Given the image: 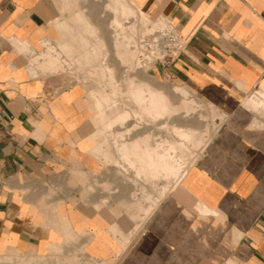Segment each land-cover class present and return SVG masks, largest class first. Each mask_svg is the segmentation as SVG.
I'll return each instance as SVG.
<instances>
[{
	"label": "crops",
	"instance_id": "1",
	"mask_svg": "<svg viewBox=\"0 0 264 264\" xmlns=\"http://www.w3.org/2000/svg\"><path fill=\"white\" fill-rule=\"evenodd\" d=\"M128 1L151 18H170L185 41L152 73L213 104L225 123L145 217L148 204L126 221L122 206L109 209L95 196L84 208L67 199L46 209L44 183H76L87 173L89 184L106 167L108 130L94 113L96 129L82 114L86 85L37 68L48 70L49 50L58 60L45 49L70 43L71 20L97 23L87 1L76 11L73 0H0V255L79 238L109 264H264V0ZM91 90L90 111L100 104ZM258 93L253 108L247 101ZM37 252L30 256L45 255Z\"/></svg>",
	"mask_w": 264,
	"mask_h": 264
},
{
	"label": "rangeland",
	"instance_id": "2",
	"mask_svg": "<svg viewBox=\"0 0 264 264\" xmlns=\"http://www.w3.org/2000/svg\"><path fill=\"white\" fill-rule=\"evenodd\" d=\"M73 1L74 6H79L76 11L80 9L79 2L87 1V16L93 19L97 25L89 20L87 22L84 16L78 15L77 20L83 25L71 20L74 21V26L67 29L68 36L72 38L70 43L63 41L58 43V46L48 43L45 51L54 49L55 58L63 62V67L59 70L70 74L78 84L86 85L83 88L84 96L81 101V108L83 109L82 114L90 118L93 128H97L94 120L91 119L94 114L97 116L99 125L105 126L106 122L116 118L115 111L120 114L125 110H134L133 101L115 91L117 87L124 88L128 78L137 80V83L139 81L150 82L157 88L165 89L170 94L172 103L179 104L180 97L175 93L176 86L174 85H182L181 83L153 74L151 71L152 66L138 68L137 56L134 63L129 60L131 53H135L132 49L133 41H135L138 34H146L153 26H157L159 21L157 18L147 16L143 11L131 5L128 0ZM66 25H63L64 29L67 28ZM100 28L103 38L100 35ZM119 54L120 61L117 60ZM36 56L29 59L31 73H34L35 68L30 66V62ZM37 68L42 72H54L45 70L41 66ZM110 68L115 70L117 77L116 82L112 84L113 86L108 83V69ZM90 90L94 103H96V96L100 97L98 109L94 106L91 111L92 98L89 93ZM189 95L190 98L196 100L193 110L189 113L185 114L180 111L178 115H166L163 116L164 118L160 117V119L149 117L147 114H143L141 117L132 115L127 126H114L113 129L104 131L102 147L107 151V154L105 155L106 160L102 158L106 166L102 173V179L98 178L100 173L91 174L89 184H87L86 173L76 183L69 182L66 179H61L54 184L44 183L41 191L44 207L52 210L57 204L64 205L67 199H71L76 206L84 208L87 207V197L95 196L98 199H103V204L108 205L109 209H111L110 205L112 204L122 206L123 215L127 218L126 221L133 219V210L144 212V205L148 204L145 217L155 203L176 185L177 178L170 179L168 184L161 174L162 172H158L157 175L151 177H146L140 173L137 175L135 168H138L139 161L135 159L136 156H131V153L123 154L119 143H116L115 134L117 130L125 134L128 127L134 125L136 128L131 130L132 132L125 137L128 143L139 139L152 138L150 140L153 144L160 145V150L167 149V141L173 143L176 150L172 149L170 151L172 153L170 158H173L171 162L175 165L179 163L177 166H181V174H185L188 167L198 158L207 142L225 123L224 113L214 107L213 104L197 95L193 94L196 98L191 96L190 93ZM260 96L261 94L258 93L248 100V105L254 108L253 102L259 101ZM197 98L203 100V102ZM100 112L102 113L101 119L98 117ZM215 117L218 119H215ZM175 125L195 132V141L188 142L183 138H179L173 131ZM101 139V135L95 138L97 143ZM125 157L128 159L132 157V159H135V161L133 159V162H138L134 163L132 167ZM129 198L133 199L131 204ZM117 229L119 230V228ZM135 229L120 228V231L132 234ZM69 241L70 243L63 242L51 251L46 247L41 249L40 252L28 249L20 253L9 252L6 255H0V263L8 259L7 261L11 264H109L106 260L92 256L83 246L79 245L82 244L79 238L70 239ZM36 252L45 255L30 256V254Z\"/></svg>",
	"mask_w": 264,
	"mask_h": 264
},
{
	"label": "bare ground",
	"instance_id": "3",
	"mask_svg": "<svg viewBox=\"0 0 264 264\" xmlns=\"http://www.w3.org/2000/svg\"><path fill=\"white\" fill-rule=\"evenodd\" d=\"M155 27L156 26H153L150 30L154 29ZM52 55H53L52 51L49 50V52H47L44 56H42V58H44V61H46L44 63L45 64L47 63L48 70L57 71L63 67V62L60 60H57L55 62L54 60L51 61ZM117 60L120 61V54H119V57L117 56ZM129 60L131 63H134L136 60V54L131 53ZM37 63L34 62V64H37ZM138 68H141V67L138 65ZM108 70H109L108 71L109 73L108 83L109 85H112L114 82H116V78H117L116 73H115V70L112 68ZM136 81L132 78H128L126 85H124L125 86L124 88L122 89L118 87L115 88L116 93L119 92L121 96L127 97L133 101L132 103L134 104V110L133 111L125 110L121 112L120 114H118V112L115 111L117 114L116 118L106 122L104 124L105 125L104 129L110 130V129H113L114 126L125 127L129 124L128 120L130 119V116L132 115L141 117L143 114L145 115L147 114L149 117H155V118L160 119V117L164 118L166 115H173V116L178 115L180 111H183L185 114L189 113L191 110H193V107L195 106L196 100L194 98H190L189 92L183 88H175V93L180 97V102L179 104L176 105L172 103L170 94L165 89L156 88L145 81H139L138 83ZM105 113L107 112L105 111ZM101 116H102V113L100 112L98 117L100 118ZM216 118L217 117H215V119ZM135 128L136 126L134 125L129 126L125 134L121 132L120 130H117L115 134V140L117 144L119 143L123 154L131 153L132 154L131 156H136L135 159L139 161L138 168L134 167L137 172V175L138 173H140L141 175H145L146 177H151L152 175L153 176L157 175L158 172H162L161 174L164 176L168 184L170 183L169 182L170 179L177 178L176 185H174V186H177V184L181 182L184 176V173L181 174V171H182L181 166H177L179 163L175 165L174 163L171 162L173 158H170L172 154L170 151L175 148V145L167 141L168 143V145L166 144L168 146L167 149L160 150L159 149L160 145L153 144L152 141L150 140L152 138L147 139V140L139 139L132 143L126 142L125 137L129 135V133L132 132L131 130H134ZM173 131L179 138H183L184 140H187L188 142L189 141L193 142L194 137L196 136L195 132H193L192 130H186L182 126L181 127H178L176 125L173 126ZM195 144L198 145L197 143ZM125 159H127L126 161L129 162V164L132 167L134 166V163L138 162V161L133 162L134 158L132 159V157H130V159L125 157ZM135 177L137 178V176ZM7 260L8 259H5L0 264H11Z\"/></svg>",
	"mask_w": 264,
	"mask_h": 264
},
{
	"label": "built area",
	"instance_id": "4",
	"mask_svg": "<svg viewBox=\"0 0 264 264\" xmlns=\"http://www.w3.org/2000/svg\"><path fill=\"white\" fill-rule=\"evenodd\" d=\"M158 25L143 35H137L132 49L137 63L142 67L153 66L157 62L168 65L182 52L185 41L170 18H157Z\"/></svg>",
	"mask_w": 264,
	"mask_h": 264
}]
</instances>
